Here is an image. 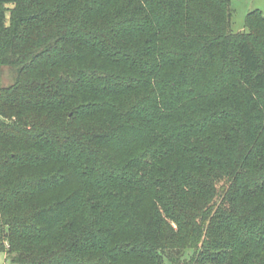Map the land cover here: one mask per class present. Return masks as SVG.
<instances>
[{
	"label": "trees",
	"instance_id": "trees-1",
	"mask_svg": "<svg viewBox=\"0 0 264 264\" xmlns=\"http://www.w3.org/2000/svg\"><path fill=\"white\" fill-rule=\"evenodd\" d=\"M232 16L0 0L9 264H264V13Z\"/></svg>",
	"mask_w": 264,
	"mask_h": 264
},
{
	"label": "rangeland",
	"instance_id": "rangeland-1",
	"mask_svg": "<svg viewBox=\"0 0 264 264\" xmlns=\"http://www.w3.org/2000/svg\"><path fill=\"white\" fill-rule=\"evenodd\" d=\"M12 6V5H10ZM231 8L233 10L232 16V29L236 32L244 31L246 27L247 14L255 9H259L264 13V0H231ZM14 72L9 66H3L1 68V84L7 86L13 82ZM192 254L189 252L186 259ZM0 264H9L6 260V251L2 248V238L0 230ZM166 264H172L170 261H166ZM184 264V263H182Z\"/></svg>",
	"mask_w": 264,
	"mask_h": 264
}]
</instances>
